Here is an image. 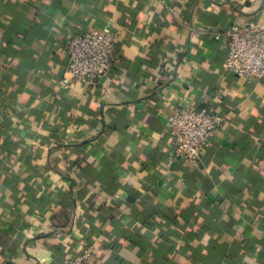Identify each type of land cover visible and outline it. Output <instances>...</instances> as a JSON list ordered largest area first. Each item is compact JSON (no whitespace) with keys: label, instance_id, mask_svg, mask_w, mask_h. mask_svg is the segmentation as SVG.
Returning a JSON list of instances; mask_svg holds the SVG:
<instances>
[{"label":"crops","instance_id":"0c3cea01","mask_svg":"<svg viewBox=\"0 0 264 264\" xmlns=\"http://www.w3.org/2000/svg\"><path fill=\"white\" fill-rule=\"evenodd\" d=\"M237 22L264 28V0H0V264L88 242V264H264V78L217 31ZM92 27L122 59L87 85L65 44ZM185 100L228 114L198 165L167 128Z\"/></svg>","mask_w":264,"mask_h":264},{"label":"built area","instance_id":"2783aa9c","mask_svg":"<svg viewBox=\"0 0 264 264\" xmlns=\"http://www.w3.org/2000/svg\"><path fill=\"white\" fill-rule=\"evenodd\" d=\"M222 31L227 50L226 69L248 80L264 78V28L237 22ZM120 35L107 27H92L72 33L65 44L69 57L66 78L83 84H96L122 59L118 51ZM223 110H211L189 101H180L166 115L167 128L175 158L200 164L211 136L227 120ZM95 245L84 244L81 253L66 258L62 264H88L94 257Z\"/></svg>","mask_w":264,"mask_h":264},{"label":"trees","instance_id":"16d2710c","mask_svg":"<svg viewBox=\"0 0 264 264\" xmlns=\"http://www.w3.org/2000/svg\"><path fill=\"white\" fill-rule=\"evenodd\" d=\"M166 217H167L169 220L173 221V218L170 217L169 214H167ZM172 234H173V233H172ZM170 235H171V233H170ZM173 235H174V234H173ZM166 239H167V241H170V242L172 243V241H171L172 238H171V237H167ZM184 239H186L187 242H188V240L190 239V237L187 236V237H185ZM167 249L170 250V251L173 250V243L170 244V245L167 247ZM196 254H197V256H198V255H202L200 252H199V253H196ZM196 259H197V257H196ZM194 264H198V263H197V260H195V259H194Z\"/></svg>","mask_w":264,"mask_h":264}]
</instances>
